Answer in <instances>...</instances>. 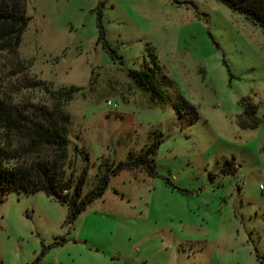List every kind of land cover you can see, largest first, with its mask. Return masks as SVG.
<instances>
[{
    "label": "rangeland",
    "instance_id": "1",
    "mask_svg": "<svg viewBox=\"0 0 264 264\" xmlns=\"http://www.w3.org/2000/svg\"><path fill=\"white\" fill-rule=\"evenodd\" d=\"M175 1L26 0L20 46L0 53V98L49 103L34 79L81 89L66 107L67 174L88 166L83 196L101 160L159 147L155 176H111L71 224L44 193L0 199V264H262L264 32L217 0ZM148 68L163 102L131 78ZM247 105L256 127L241 126Z\"/></svg>",
    "mask_w": 264,
    "mask_h": 264
},
{
    "label": "trees",
    "instance_id": "2",
    "mask_svg": "<svg viewBox=\"0 0 264 264\" xmlns=\"http://www.w3.org/2000/svg\"><path fill=\"white\" fill-rule=\"evenodd\" d=\"M217 1L264 32V0ZM175 3L182 5L177 0ZM30 21L26 0H0V53L19 48ZM98 43L102 44L112 60L118 59L116 51L106 40L101 24ZM154 73V68H148L132 73L131 78L139 87L151 92L154 99L163 102L164 97L156 87ZM27 85L42 90L49 103L12 105L0 98V199L10 193H44L55 202L67 206L66 223L71 224L91 203L103 197L111 176L130 170H143L148 176H155L154 157L158 142L118 164L108 163L107 160L103 163L101 160L98 187L84 197L88 166L78 176H75L73 169L67 174L70 116L66 107L81 89H55L39 79L31 80ZM252 108L251 105L245 107L241 121L244 128L257 125L255 121L250 124L255 115ZM83 154L84 161L88 162V154L85 151ZM258 260L264 264V259L258 257Z\"/></svg>",
    "mask_w": 264,
    "mask_h": 264
},
{
    "label": "built area",
    "instance_id": "3",
    "mask_svg": "<svg viewBox=\"0 0 264 264\" xmlns=\"http://www.w3.org/2000/svg\"><path fill=\"white\" fill-rule=\"evenodd\" d=\"M108 106H112V103H111V101H108Z\"/></svg>",
    "mask_w": 264,
    "mask_h": 264
}]
</instances>
